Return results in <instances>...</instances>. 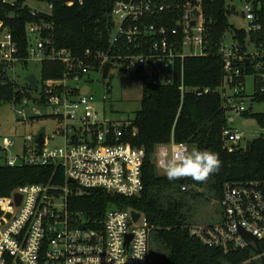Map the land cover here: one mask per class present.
Listing matches in <instances>:
<instances>
[{
	"label": "built area",
	"instance_id": "obj_1",
	"mask_svg": "<svg viewBox=\"0 0 264 264\" xmlns=\"http://www.w3.org/2000/svg\"><path fill=\"white\" fill-rule=\"evenodd\" d=\"M53 1L0 0V74L16 86L17 97L10 100L15 107V120L23 124L38 118L56 120L60 125L58 133L65 140L64 146L54 148L50 147L54 138L46 137L44 132L42 144L36 142L40 132L26 136L20 154L12 157L10 152L16 144L11 139H0V167H52L51 181L61 182L25 185L10 196L0 197V264H152V227L143 214L110 205L113 208L109 207L101 220L90 223L82 213L70 208L72 198L92 190L123 199L139 197L144 190L141 170L146 153L120 142L123 136L119 127L128 123L117 126L106 122L94 110L89 89L86 95H81L80 90L88 88L90 73L100 74L102 79L107 63L112 65L110 72L116 69L135 76L142 87L172 84L176 62L205 54L200 3L179 7L171 0H116L111 9L114 26L109 51H86L81 58L52 48L51 41L41 37L44 25L28 24L24 29L26 55L21 56L3 19L14 15L7 16L4 9L20 5L32 17H50ZM241 8V17L248 25L245 32H262L251 2H243ZM176 10L181 11L177 19L163 18ZM143 35L150 38L144 39ZM30 36L35 37L34 43ZM253 46L254 52L245 55L234 43L229 47L223 44L219 49L225 66L221 97L226 110L246 112L238 102L242 89L237 82L240 64L246 63V56L250 55L262 61L257 65L261 68L264 38ZM45 61L60 63L67 72L54 80L43 79L40 66ZM29 62L40 67L39 77L34 75L35 93L24 80L17 83L10 78L18 66L25 67ZM227 90L232 94L226 95ZM243 141V133L223 131V150L229 154ZM184 148L189 150L182 143L158 146L153 156L156 169L166 175V161L180 155ZM223 186L218 224L192 227L190 235L224 254L254 248L239 231L258 243L264 240V181ZM181 190L187 188L183 186ZM16 195L20 197L18 205ZM133 212L139 215L138 219L132 217Z\"/></svg>",
	"mask_w": 264,
	"mask_h": 264
},
{
	"label": "trees",
	"instance_id": "obj_2",
	"mask_svg": "<svg viewBox=\"0 0 264 264\" xmlns=\"http://www.w3.org/2000/svg\"><path fill=\"white\" fill-rule=\"evenodd\" d=\"M116 0H54L51 16L32 17L20 5L5 8L8 16L3 18L13 41L26 55L27 36L24 32L28 24L44 25L41 37L51 41L52 48L67 50L72 56L81 58L86 51L91 53L109 51L113 32L112 6ZM179 7L186 3H200L204 27V56L186 57L173 67V83L161 86H143L140 109L134 119L119 129L120 142L129 147L142 149L145 160L142 165L143 192L139 197L123 199L115 194L92 190L83 196H75L70 203L71 210L82 213L91 222L101 220L110 205L132 209L145 216L151 225L150 257L152 264H259L260 259L250 249L236 250L224 254L221 250L208 248L190 235L195 224L186 217L189 201L198 197L195 188L202 186L190 176L168 180L166 175L157 174L154 151L158 146L185 144L188 148L211 150L218 153L221 167L210 174L215 200H220L225 183L264 181V134L250 142L249 152L239 147L232 154L223 150V131L230 130L225 115L224 98L221 97L225 66L219 49L228 33L240 54H247V44L251 40L258 45L264 38V0H248L254 7L256 21L262 32L247 34L228 23L235 9L230 0H171ZM241 1V0H238ZM181 11L163 15V18L177 19ZM173 23L170 21V26ZM149 39V35H143ZM247 41V43H246ZM249 63L240 64L241 88L244 78L249 75L254 80L251 101L264 102V62L261 68L259 58L246 56ZM43 79L54 80L67 72L60 63L43 62ZM129 76V75H128ZM0 74V105L10 103L17 97L16 86ZM108 79V77H107ZM107 79L103 81L106 83ZM3 82H6L3 84ZM110 92L109 85L107 87ZM204 91H207L204 94ZM200 93L201 95H197ZM240 92L239 97H241ZM246 112L242 113L245 115ZM260 129H264V115H254ZM51 168H7L0 167V197L10 196L13 191L25 185L46 184L51 181ZM61 184L60 180L51 181ZM187 191H182V187ZM188 211H187V210ZM187 211V212H186ZM259 248L264 254V240Z\"/></svg>",
	"mask_w": 264,
	"mask_h": 264
},
{
	"label": "rangeland",
	"instance_id": "obj_3",
	"mask_svg": "<svg viewBox=\"0 0 264 264\" xmlns=\"http://www.w3.org/2000/svg\"><path fill=\"white\" fill-rule=\"evenodd\" d=\"M247 0H230L229 6L235 9V13L230 15L228 23L239 30L246 31L248 25L243 21L241 17V6L243 2ZM41 7V6H40ZM34 43V36H30ZM231 35L226 34L223 38L225 46H231ZM247 43V41H246ZM247 52H254V46L251 40L247 44ZM40 67L38 63L29 62L25 67L18 66L14 75L10 76L11 79L17 83H21L25 76L35 75L39 77ZM89 94L94 97V110L97 114L104 118L106 122L114 123L119 126L129 123L134 119V113L140 109L141 102V90L142 85L138 78L135 76H127L123 73L113 69L106 83L101 79V75L97 73H90L89 75ZM244 85L239 91L242 92L241 98L238 102L246 109V114L242 115L234 111L227 110L225 112L229 129L244 134V141L241 142L240 147L244 148L247 142H251L254 139L259 138L264 131L260 129L255 119L256 114L264 115V102L251 101L250 96L253 94L254 80L252 76L244 78ZM109 85L110 92L107 87ZM232 91L227 90L226 95H231ZM105 99V101L103 100ZM15 115V107L11 103L2 102L0 105V139H11L15 144V148L11 150L10 155L15 157L20 154V150L23 144V140L26 136H36L39 132H44L46 137H52L54 140L50 144V147H62L64 146V137L58 132L60 125L55 120L50 119H37L27 123L17 122ZM191 149L189 148V151ZM155 167V162H154ZM158 175L162 176V173L156 169ZM194 193L198 197L189 201V212L185 213L190 223L195 224V227L201 225H212L217 223L222 211L218 200H215L214 193L209 178L204 180L202 186L194 189ZM113 207L110 206L109 209Z\"/></svg>",
	"mask_w": 264,
	"mask_h": 264
},
{
	"label": "clouds",
	"instance_id": "obj_4",
	"mask_svg": "<svg viewBox=\"0 0 264 264\" xmlns=\"http://www.w3.org/2000/svg\"><path fill=\"white\" fill-rule=\"evenodd\" d=\"M218 153L211 150H188L184 148L180 155L166 161L165 172L168 180H177L190 176L198 181L206 180L210 174L221 167ZM142 258V256H141Z\"/></svg>",
	"mask_w": 264,
	"mask_h": 264
},
{
	"label": "water",
	"instance_id": "obj_5",
	"mask_svg": "<svg viewBox=\"0 0 264 264\" xmlns=\"http://www.w3.org/2000/svg\"><path fill=\"white\" fill-rule=\"evenodd\" d=\"M193 25V23H192ZM45 54H47V51L45 52ZM248 63V61L246 62ZM111 67L112 65L110 63H107L106 66H105V69L103 70V74H102V80L105 81L107 79V76L111 70ZM24 82L30 86L31 90L33 93L36 92V87L37 85L35 84V77L34 75L30 74L28 76H25L24 77ZM87 91H88V88L87 87H83V89L80 90V94L81 95H86L87 94ZM42 132H40L38 135H37V140L36 142L37 143H40L42 144L43 143V138H42ZM250 148V142H247L244 146V150L246 152H249ZM15 199H16V204L18 205L19 204V201H20V197L18 195L15 196ZM132 217L136 220L138 219L139 215L136 214V213H132ZM240 235L246 239L247 241H250L251 243L254 244V248L253 247H250L249 249L251 250V252L253 254H255L259 259H260V263L259 264H264V254H262L260 248H259V243L257 241V239L251 237L249 234H247L246 232L240 230L239 231Z\"/></svg>",
	"mask_w": 264,
	"mask_h": 264
},
{
	"label": "crops",
	"instance_id": "obj_6",
	"mask_svg": "<svg viewBox=\"0 0 264 264\" xmlns=\"http://www.w3.org/2000/svg\"><path fill=\"white\" fill-rule=\"evenodd\" d=\"M230 130H231V129H230ZM231 131H233V130H231ZM262 131H264V129H263ZM263 134H264V133H263ZM263 134H262V135H263ZM162 176H163V175H162ZM218 203H219V201H218ZM221 215H222V214H220V216H219V219H218L217 223H214V224H212V225L218 224V222H219V221H220V219H221Z\"/></svg>",
	"mask_w": 264,
	"mask_h": 264
}]
</instances>
